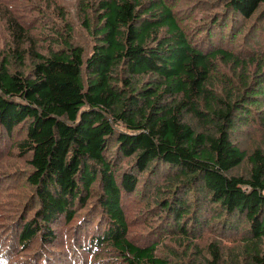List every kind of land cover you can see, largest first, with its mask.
<instances>
[{
  "label": "trees",
  "instance_id": "1",
  "mask_svg": "<svg viewBox=\"0 0 264 264\" xmlns=\"http://www.w3.org/2000/svg\"><path fill=\"white\" fill-rule=\"evenodd\" d=\"M1 20L0 264H264V0Z\"/></svg>",
  "mask_w": 264,
  "mask_h": 264
},
{
  "label": "rangeland",
  "instance_id": "2",
  "mask_svg": "<svg viewBox=\"0 0 264 264\" xmlns=\"http://www.w3.org/2000/svg\"><path fill=\"white\" fill-rule=\"evenodd\" d=\"M65 3H72L74 0H63ZM4 20L0 22V47L2 46V44L7 40L8 37H5L6 36V33H5V29H4ZM226 245V250L225 252L228 253L229 257H233V252L230 250V244L228 243H225ZM103 252H100L98 254V256H96L95 258H93L90 262V264H98V260L104 256ZM102 255V256H101ZM100 261H102V259H100Z\"/></svg>",
  "mask_w": 264,
  "mask_h": 264
}]
</instances>
